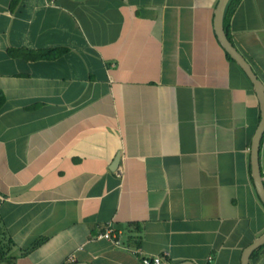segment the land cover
Returning <instances> with one entry per match:
<instances>
[{
	"label": "crops",
	"instance_id": "0c3cea01",
	"mask_svg": "<svg viewBox=\"0 0 264 264\" xmlns=\"http://www.w3.org/2000/svg\"><path fill=\"white\" fill-rule=\"evenodd\" d=\"M233 1L228 39L264 89V0ZM216 2L0 0V264H240L264 231L260 108ZM258 164L264 184V129Z\"/></svg>",
	"mask_w": 264,
	"mask_h": 264
},
{
	"label": "water",
	"instance_id": "95a60500",
	"mask_svg": "<svg viewBox=\"0 0 264 264\" xmlns=\"http://www.w3.org/2000/svg\"><path fill=\"white\" fill-rule=\"evenodd\" d=\"M227 1L228 0H217L214 8L213 29L220 45L228 53V55L241 67V69L244 71L246 76L249 78L253 86V89L257 94V98L259 101V108H260V117L258 120V124L255 128V131L253 133V137L250 145V176L252 179L255 192L261 203L264 205V184L258 164L259 140L264 129V89L262 83L251 69L249 63L245 60L242 54L239 51H237V49L232 45V43L230 42V40L228 39L227 35L223 30L222 15ZM118 159H119V155L118 153H116L111 162V166H110L111 168H114L116 166ZM263 242H264V231H262L260 234L255 236L249 242V244L242 250L240 257V264H248V258L251 251L254 248L258 247ZM70 264H93V263L86 261H75ZM175 264H195V263L189 260H183Z\"/></svg>",
	"mask_w": 264,
	"mask_h": 264
},
{
	"label": "built area",
	"instance_id": "2783aa9c",
	"mask_svg": "<svg viewBox=\"0 0 264 264\" xmlns=\"http://www.w3.org/2000/svg\"><path fill=\"white\" fill-rule=\"evenodd\" d=\"M51 1V0H48ZM98 237L109 239L113 244L122 246L119 239V230L115 229L109 221H107L103 227V230L98 234ZM165 253L153 254L152 256H141L140 260L142 264H167L164 262Z\"/></svg>",
	"mask_w": 264,
	"mask_h": 264
},
{
	"label": "trees",
	"instance_id": "16d2710c",
	"mask_svg": "<svg viewBox=\"0 0 264 264\" xmlns=\"http://www.w3.org/2000/svg\"><path fill=\"white\" fill-rule=\"evenodd\" d=\"M233 2H234L233 0H228V1L226 2V5H225V7H224V10H223V15H222V26H223V30H224V32H225L226 35H227L226 24H225L226 16H227L228 12L230 11V7L232 6ZM227 37H228V35H227ZM228 38H229V37H228ZM37 54L40 55V53H37ZM225 55L229 58V60L234 61V60L228 55V53L225 52ZM263 206H264V205H263ZM1 223H2V222L0 221V234L4 236V233H3V224H1ZM134 225H135V227H134L135 231L138 232V230H139L138 225L135 224V223H134ZM0 237H1V236H0ZM0 240H1V238H0ZM38 241H39V239L35 240V241L30 245V248H32V247H34L35 245H37V244H38ZM1 246H2V243L0 242V247H1ZM262 246H264V242L261 243L258 247L254 248V249L251 251V255L257 253V251H258Z\"/></svg>",
	"mask_w": 264,
	"mask_h": 264
}]
</instances>
